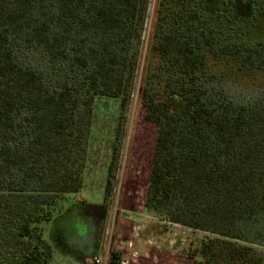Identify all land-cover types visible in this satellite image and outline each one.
<instances>
[{"label": "trees", "instance_id": "trees-1", "mask_svg": "<svg viewBox=\"0 0 264 264\" xmlns=\"http://www.w3.org/2000/svg\"><path fill=\"white\" fill-rule=\"evenodd\" d=\"M151 4L0 0V264H52L42 226L83 189L96 99L136 90L158 128L146 209L211 235L192 264H264V0H155L139 75ZM226 63L260 93L235 100Z\"/></svg>", "mask_w": 264, "mask_h": 264}, {"label": "rangeland", "instance_id": "rangeland-1", "mask_svg": "<svg viewBox=\"0 0 264 264\" xmlns=\"http://www.w3.org/2000/svg\"><path fill=\"white\" fill-rule=\"evenodd\" d=\"M154 4L152 0L140 51L139 75L147 56ZM250 34H254L253 30ZM214 71L222 86L239 102H246L261 91L259 73L239 72L232 63L218 65ZM138 91L127 108L121 107L120 100L96 99L83 189L68 198L63 211L52 222L42 226L44 239L54 250L52 264H91L97 257L106 264L123 260L128 264H192L185 255L187 249L211 236L171 224L146 209L158 128L145 120L146 112L138 99ZM113 156L117 158L116 179L112 193L107 196ZM99 241L104 245L97 252ZM83 244L91 257L84 254L78 257L75 246Z\"/></svg>", "mask_w": 264, "mask_h": 264}, {"label": "crops", "instance_id": "crops-1", "mask_svg": "<svg viewBox=\"0 0 264 264\" xmlns=\"http://www.w3.org/2000/svg\"><path fill=\"white\" fill-rule=\"evenodd\" d=\"M78 200H79V198H78ZM80 200H82V199H80ZM81 216H82V215H81ZM75 218H78V215H77ZM62 229H63V227L61 228V230H62ZM62 241L65 242L66 239H64V240H62ZM71 243H73V242H71ZM67 244H69V243L67 242ZM103 245H104V244H103L101 241H99V243H98V242L96 243V248H95V249L97 250V252L100 251L101 249H103ZM86 250H87V249L84 247V244L81 245V246H79V247H76V246H75V252H76V253H79V254H78L79 256L77 255L78 257H81L80 255H83V254H84L86 257H88V258L91 257V255L88 256L90 253H88ZM91 254H92V253H91ZM95 257H97V256H95ZM94 259H95V258H94ZM94 259H92V261H93Z\"/></svg>", "mask_w": 264, "mask_h": 264}, {"label": "built area", "instance_id": "built-area-1", "mask_svg": "<svg viewBox=\"0 0 264 264\" xmlns=\"http://www.w3.org/2000/svg\"><path fill=\"white\" fill-rule=\"evenodd\" d=\"M105 262L106 261H104V262L100 261V259L98 257L94 259V264H106ZM112 264H115V262L113 261ZM116 264H128V263L123 260V261H120Z\"/></svg>", "mask_w": 264, "mask_h": 264}, {"label": "flooded vegetation", "instance_id": "flooded-vegetation-1", "mask_svg": "<svg viewBox=\"0 0 264 264\" xmlns=\"http://www.w3.org/2000/svg\"><path fill=\"white\" fill-rule=\"evenodd\" d=\"M86 264H90V263L88 262V263H86ZM91 264H94V263H91Z\"/></svg>", "mask_w": 264, "mask_h": 264}]
</instances>
